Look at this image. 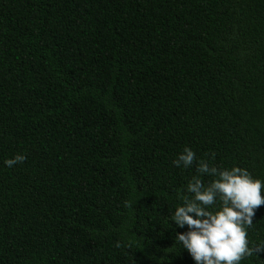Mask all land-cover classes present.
Listing matches in <instances>:
<instances>
[{
  "label": "trees",
  "instance_id": "1",
  "mask_svg": "<svg viewBox=\"0 0 264 264\" xmlns=\"http://www.w3.org/2000/svg\"><path fill=\"white\" fill-rule=\"evenodd\" d=\"M185 147L264 182V0H0V264H194Z\"/></svg>",
  "mask_w": 264,
  "mask_h": 264
},
{
  "label": "clouds",
  "instance_id": "2",
  "mask_svg": "<svg viewBox=\"0 0 264 264\" xmlns=\"http://www.w3.org/2000/svg\"><path fill=\"white\" fill-rule=\"evenodd\" d=\"M24 160L23 154H17L3 164L11 168ZM194 161L197 175L184 189H177L176 198L181 203L169 216L176 228L186 229L175 235V242L187 251L194 264H240L243 258L261 250L259 246L250 247L246 237L254 210L264 205V182L241 167L218 171L199 160L188 147L172 163L188 169ZM201 175L217 178L205 186ZM217 203L219 210L210 211Z\"/></svg>",
  "mask_w": 264,
  "mask_h": 264
}]
</instances>
